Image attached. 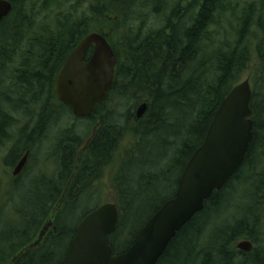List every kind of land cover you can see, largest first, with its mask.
I'll return each mask as SVG.
<instances>
[{
	"label": "trees",
	"instance_id": "obj_1",
	"mask_svg": "<svg viewBox=\"0 0 264 264\" xmlns=\"http://www.w3.org/2000/svg\"><path fill=\"white\" fill-rule=\"evenodd\" d=\"M10 2V13L0 21V143L9 137L15 115L23 118L4 162L14 165L28 150L26 165L9 182L31 180L33 191L29 208L16 210L17 221L3 220L6 204L0 207V264L36 236L97 123L55 216V229L15 264L63 263L78 222L99 204L75 212L83 199L103 197L102 178L112 165L119 217L107 239L115 254L128 249L174 195L213 114L253 58L258 60L251 78L253 139L245 158L176 232L156 264H264V0ZM152 14L161 23L157 28L149 21ZM91 32L106 34L117 65L107 98L79 118L57 98L55 81L68 54ZM91 51L90 46L86 59ZM142 102L146 110L138 118ZM60 121L63 126L48 141V128ZM241 239L252 243L251 250L237 249Z\"/></svg>",
	"mask_w": 264,
	"mask_h": 264
},
{
	"label": "water",
	"instance_id": "obj_2",
	"mask_svg": "<svg viewBox=\"0 0 264 264\" xmlns=\"http://www.w3.org/2000/svg\"><path fill=\"white\" fill-rule=\"evenodd\" d=\"M12 8L8 0H0V21ZM91 54L86 59L87 51ZM116 53L106 34H86L71 50L61 66L55 83L58 99L70 106L77 117L90 116L94 106L104 101L114 82ZM252 89L248 78L235 84L222 99L207 129L203 142L185 165L173 197L167 199L144 223L136 240L121 253H113L108 235L119 217L116 204L102 203L86 213L75 228L62 264H156L177 231L197 212L214 191L220 190L240 168L253 139V119L250 102ZM146 110L142 102L136 117ZM98 123L77 151L75 167L64 191L36 236L12 255L7 264H15L28 250L39 248L49 229H55L54 219L83 151L95 135ZM28 151L14 167L17 175L26 163ZM237 248L249 251L252 243L241 240Z\"/></svg>",
	"mask_w": 264,
	"mask_h": 264
},
{
	"label": "rangeland",
	"instance_id": "obj_3",
	"mask_svg": "<svg viewBox=\"0 0 264 264\" xmlns=\"http://www.w3.org/2000/svg\"><path fill=\"white\" fill-rule=\"evenodd\" d=\"M156 19L157 18L153 14L149 17V21L152 24L151 26L153 28H157L161 25V23H159ZM114 38L116 39L117 37H114ZM257 65H258V60L253 58V61L251 62V66L244 72L243 76L241 77V80L245 78H249V82L251 84V78L253 79V71ZM122 109L123 108L120 107V111H122ZM12 114L15 115L14 113ZM15 116L17 117V119L15 120V124L14 126H11L10 129L8 130V133L10 134L9 137L0 143V207L3 208L4 205L6 204L5 206L6 209L4 208L1 213L3 220L11 219V220L17 221L19 218H18V212L16 210L19 209V210L26 211L29 208L30 204L28 201V195L32 193L33 189L30 184L31 180H25L23 183H20L19 185H16V184L11 185L9 181L10 179L12 180V177H13L12 176L13 167L12 165L11 166L6 165L4 162V157L7 153V150L9 149L11 145V139H14V136L16 135L17 130L21 128L25 122V120L21 118L20 116H17V115ZM63 122L60 121L57 123V125L55 123V125L53 124L48 128L49 132L46 133V139L48 141H50V139L52 138L51 136L57 130L56 127H58L59 129L61 128V126H63ZM48 141H46V143H42L40 149L37 150L38 152H40V156H43L42 152L45 151L46 147L48 146V143H49ZM126 142L128 144V141H124L123 145L126 146ZM123 145H121V149L123 148ZM31 169L32 168H30V170ZM35 171L37 170L32 171L29 175L32 174L33 176ZM111 171H113V165H112V170L108 168L102 178V185H103L102 189L104 192L103 197L99 199H96V198L83 199V201L80 204V209L76 211L75 213H78L80 210L89 209L95 206L96 204H100L102 202L115 201L114 193L111 188L112 184L110 182ZM148 211H149V208H146L143 211V215L141 217L147 214ZM262 227L264 229V221H263Z\"/></svg>",
	"mask_w": 264,
	"mask_h": 264
},
{
	"label": "flooded vegetation",
	"instance_id": "obj_4",
	"mask_svg": "<svg viewBox=\"0 0 264 264\" xmlns=\"http://www.w3.org/2000/svg\"><path fill=\"white\" fill-rule=\"evenodd\" d=\"M20 160V159H19ZM17 163H18V161L14 164V165H12V167L14 168V166H16L17 165ZM26 165V164H25ZM13 168H12V170H13ZM251 250V249H250Z\"/></svg>",
	"mask_w": 264,
	"mask_h": 264
}]
</instances>
